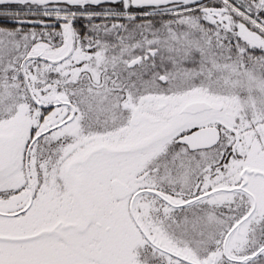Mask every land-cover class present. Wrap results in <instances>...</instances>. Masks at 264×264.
Masks as SVG:
<instances>
[{"label": "snow or ice", "instance_id": "snow-or-ice-1", "mask_svg": "<svg viewBox=\"0 0 264 264\" xmlns=\"http://www.w3.org/2000/svg\"><path fill=\"white\" fill-rule=\"evenodd\" d=\"M0 264H264V0H0Z\"/></svg>", "mask_w": 264, "mask_h": 264}]
</instances>
